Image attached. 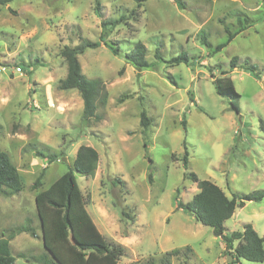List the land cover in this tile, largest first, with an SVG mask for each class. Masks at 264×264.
I'll list each match as a JSON object with an SVG mask.
<instances>
[{"label":"rangeland","instance_id":"1","mask_svg":"<svg viewBox=\"0 0 264 264\" xmlns=\"http://www.w3.org/2000/svg\"><path fill=\"white\" fill-rule=\"evenodd\" d=\"M96 1L0 5V150L10 154L24 185L17 194L0 193V236L32 218L37 237L20 233L11 248L15 264H36L45 250L35 196L73 167L81 145H89L99 153L95 173L74 174L90 214L104 213L105 226L98 228L105 239L126 247L119 264H229L221 237L178 208L176 196L186 203L198 192L185 175L191 172L229 197L264 189V0H179L184 7L175 0H99L103 18L119 23L100 46L78 55L83 73L101 78L109 94L106 105L98 104L100 120L88 121L79 91L59 87L68 70L60 51L100 40ZM241 25L247 28L214 52L227 41L226 28L235 33ZM105 41L118 43L121 53ZM138 41L146 44L150 62L140 74L124 58ZM182 52L189 61L172 64ZM234 56L258 66L260 79L242 67L232 70ZM223 70L241 95L239 110L216 92L213 80ZM142 110L152 118L147 129L140 125ZM38 176L42 183L35 188ZM122 208L135 219L123 216ZM246 223L264 236V198L237 207L225 232ZM234 264L264 262L242 258Z\"/></svg>","mask_w":264,"mask_h":264},{"label":"trees","instance_id":"2","mask_svg":"<svg viewBox=\"0 0 264 264\" xmlns=\"http://www.w3.org/2000/svg\"><path fill=\"white\" fill-rule=\"evenodd\" d=\"M11 1L13 0H0V5H7ZM134 1L141 5L145 0ZM175 1L181 6L183 5L179 0ZM95 13L101 18L100 40L87 39L75 46L65 45L60 51L61 56L67 62L68 70L66 77L60 80L59 87L61 89L76 88L79 91L83 100V118L88 121L100 120V116L97 114L98 104L106 105L109 94L101 78H89L83 73L78 55L88 48L100 46L107 32L119 23L117 19L103 18L99 0L96 1ZM239 20L241 22L240 18ZM246 28L247 26L241 25L239 31L235 33L226 28L228 39L224 43L217 44L214 47V52L220 51L240 30ZM199 36L206 46L213 49L205 31H200ZM105 44L114 54L121 53L118 43L105 41ZM147 52L146 44L138 41L130 51L124 54V58L140 74L150 66V62L146 58ZM155 57L162 58L159 48L155 52ZM189 58L186 52H182L171 58L170 62L172 64L188 62ZM230 67L232 70L242 67L260 79L258 66L253 64L250 59L240 63V57L234 56L231 59ZM221 74L222 76L215 77L213 80L216 92L228 98L231 106L235 110H239L238 99L241 95L228 72L223 70ZM151 122L152 118L145 110H142L140 125L147 129ZM182 124L186 128L185 119L182 120ZM57 158L55 154L50 156L51 161ZM98 162V151L92 146L81 145L77 150L73 167L57 178L48 188L37 192L35 196L36 211L45 251L36 257V264H119L120 258L127 253L126 247L122 244L105 239L86 208L87 199L74 174V170H76L86 177L92 176L98 167ZM184 166H188L186 146ZM185 175L197 183L198 192L186 203L178 199L177 195V207L193 214L197 221L210 226L213 233L221 237L225 253L231 255L233 259L229 264L239 262L242 258L254 262H264V236H261L251 223L244 224L242 230L232 231L229 234L225 232V222L233 216L236 208L243 207L247 201L262 200L264 189L233 194L232 197H229L216 183L200 179L194 172ZM41 180L42 177L38 176L33 186L39 187L42 183ZM116 181L123 182L121 179H116ZM23 188L19 170L10 154L5 150H0V193L14 195L21 192ZM122 214L130 220L135 219V214L131 215L124 208H122ZM22 232L37 237L38 233L32 218H27L23 224L14 226L7 234L0 236V264H15L16 259L12 254L11 240ZM186 249L192 250L189 246ZM179 251L180 249L171 250L172 253ZM20 255L25 257V253Z\"/></svg>","mask_w":264,"mask_h":264},{"label":"crops","instance_id":"3","mask_svg":"<svg viewBox=\"0 0 264 264\" xmlns=\"http://www.w3.org/2000/svg\"><path fill=\"white\" fill-rule=\"evenodd\" d=\"M99 163V162H98ZM53 183V182H52ZM51 183V184H52ZM43 190V189H42ZM83 192V191H82ZM86 208H87V205H86ZM88 210V209H87ZM94 212H95V210H93ZM236 211V210H235ZM89 212V211H88ZM90 213V212H89ZM103 213V212H102ZM235 213V212H234ZM104 214V213H103ZM103 214H101L100 212H99V214L98 213H92V214H90L91 215V217H92V219H93V221L95 222V224L97 225V227H102V226H105V224H104V215ZM234 215V214H233ZM101 229V228H100ZM22 233H24V232H22ZM262 236V235H261ZM16 237V236H15ZM14 237V238H15ZM12 249V248H11ZM16 261V260H15Z\"/></svg>","mask_w":264,"mask_h":264},{"label":"water","instance_id":"4","mask_svg":"<svg viewBox=\"0 0 264 264\" xmlns=\"http://www.w3.org/2000/svg\"><path fill=\"white\" fill-rule=\"evenodd\" d=\"M63 159L65 160V157H63ZM228 260H229V262L232 261V256L231 255H228Z\"/></svg>","mask_w":264,"mask_h":264}]
</instances>
